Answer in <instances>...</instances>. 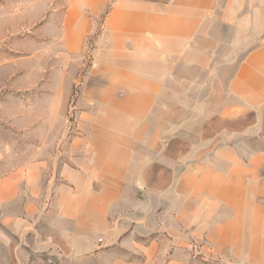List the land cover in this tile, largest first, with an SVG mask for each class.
Returning a JSON list of instances; mask_svg holds the SVG:
<instances>
[{"label": "crops", "instance_id": "1", "mask_svg": "<svg viewBox=\"0 0 264 264\" xmlns=\"http://www.w3.org/2000/svg\"><path fill=\"white\" fill-rule=\"evenodd\" d=\"M43 27L57 152L0 175L27 252L264 264V0H59Z\"/></svg>", "mask_w": 264, "mask_h": 264}, {"label": "rangeland", "instance_id": "2", "mask_svg": "<svg viewBox=\"0 0 264 264\" xmlns=\"http://www.w3.org/2000/svg\"><path fill=\"white\" fill-rule=\"evenodd\" d=\"M58 1L0 0V175L57 152L53 138L60 127L53 106L44 104L42 75L53 67L43 25ZM19 221L0 209V264H113L120 258L118 245L77 259L52 249L29 254L31 238Z\"/></svg>", "mask_w": 264, "mask_h": 264}, {"label": "built area", "instance_id": "3", "mask_svg": "<svg viewBox=\"0 0 264 264\" xmlns=\"http://www.w3.org/2000/svg\"><path fill=\"white\" fill-rule=\"evenodd\" d=\"M197 251H199L198 253L201 254L200 250H197ZM206 261L209 262V263H211V264H215V263H217V262H216L217 260H216L215 258H212V257H210V258L207 259Z\"/></svg>", "mask_w": 264, "mask_h": 264}, {"label": "trees", "instance_id": "4", "mask_svg": "<svg viewBox=\"0 0 264 264\" xmlns=\"http://www.w3.org/2000/svg\"><path fill=\"white\" fill-rule=\"evenodd\" d=\"M217 264H222V262L221 261H218V263Z\"/></svg>", "mask_w": 264, "mask_h": 264}]
</instances>
